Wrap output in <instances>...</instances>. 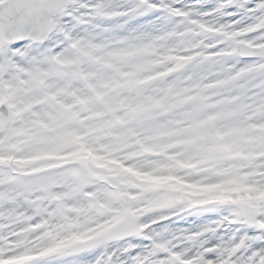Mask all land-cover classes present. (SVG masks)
Segmentation results:
<instances>
[{
	"label": "snow or ice",
	"instance_id": "1",
	"mask_svg": "<svg viewBox=\"0 0 264 264\" xmlns=\"http://www.w3.org/2000/svg\"><path fill=\"white\" fill-rule=\"evenodd\" d=\"M0 264H264V0H0Z\"/></svg>",
	"mask_w": 264,
	"mask_h": 264
}]
</instances>
